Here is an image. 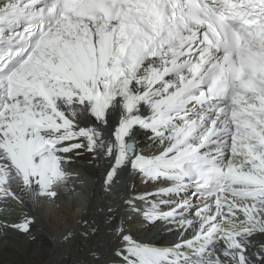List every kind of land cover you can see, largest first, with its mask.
Returning <instances> with one entry per match:
<instances>
[{"label":"snow or ice","instance_id":"snow-or-ice-1","mask_svg":"<svg viewBox=\"0 0 264 264\" xmlns=\"http://www.w3.org/2000/svg\"><path fill=\"white\" fill-rule=\"evenodd\" d=\"M110 109L122 115L105 183L125 164L168 181L138 198L150 202L147 221L177 229L167 246L118 229L120 264H221L205 257L222 206L238 196L264 210V0H0V147L16 143L40 169L49 145L84 138L94 152L103 135L96 125H109ZM84 116L93 122L77 126ZM137 129L162 150L140 154ZM255 219L264 231V218Z\"/></svg>","mask_w":264,"mask_h":264},{"label":"bare ground","instance_id":"bare-ground-1","mask_svg":"<svg viewBox=\"0 0 264 264\" xmlns=\"http://www.w3.org/2000/svg\"><path fill=\"white\" fill-rule=\"evenodd\" d=\"M87 109H85V112ZM115 113L109 110V125L102 123L96 127L103 134L96 138L95 151L87 150L86 139H72L65 141L62 146L71 147L81 143L84 147L73 149L66 153L63 168L67 172L63 183L58 179V168L54 163H47L42 169L43 175H36L35 164L27 151H17L16 143L0 147V183L5 187L0 192V201L3 198L20 203L13 217L7 221H1L4 228L0 231V264H120L116 258L117 248L123 246L122 235L118 229L123 228L124 233L129 234L138 242L147 241L158 246H167L172 242H166V230H162L160 221L143 225H136L135 229L126 231L131 221L124 217L117 225V206L123 199V181H121L113 193H108V186L104 181L113 157L106 155L109 144L113 146L111 131L115 123ZM91 117L84 116L77 121V126H87L92 123ZM47 131L45 133H50ZM43 133V135L45 134ZM150 134V135H149ZM61 133L56 134V137ZM135 144L141 151L156 152L160 142L152 137L148 131L140 129L135 137ZM60 155V152L53 156ZM50 165V166H49ZM126 164L115 170V173H124ZM3 168L5 170H3ZM10 171L11 176L7 173ZM39 170V169H37ZM34 173V175H33ZM117 177L112 175L110 183H117ZM122 180V178H120ZM84 182L87 188V199L80 213H73L65 204L57 208V213L46 217L43 212L35 208V199L43 194L60 195L66 197V190L70 186L76 187L77 183ZM138 183L144 185L138 186ZM153 183L142 175L135 176L136 192L149 190ZM118 198V199H117ZM249 202V201H247ZM62 203V202H61ZM75 206V205H74ZM73 210V208H72ZM27 225V230L23 226ZM251 230V229H250ZM254 230V229H252ZM256 231V235H258ZM264 257V250L257 251ZM241 254L233 252L232 255L240 262ZM244 264H264V260L252 258L250 262L244 260Z\"/></svg>","mask_w":264,"mask_h":264},{"label":"rangeland","instance_id":"rangeland-1","mask_svg":"<svg viewBox=\"0 0 264 264\" xmlns=\"http://www.w3.org/2000/svg\"><path fill=\"white\" fill-rule=\"evenodd\" d=\"M79 185L83 186V189L78 193V199H79L80 202H86V199H87V188H85L86 186H85L84 182H80ZM128 198H130V200H133L130 195H128ZM127 202L128 201H123L122 202V207L124 209L130 207V205L127 204ZM63 204L68 206L71 209V211H73V213H75V212L79 213L81 211V209L79 207V204L73 198L72 199H66V200L54 198V199L49 201V200H42L41 196H39V197H37L35 199V205H36L35 208L37 209L38 212L41 211L43 213H46L45 214L46 217L48 215L54 216L57 213V211H56L57 208L63 207V206H61ZM72 208H73V210H72ZM13 215L14 214L12 212L11 216L13 217ZM16 216H17V213L15 212V216L13 218L15 219ZM121 216H122V218H124V217L128 218L130 221L132 220V218L126 216V213H123ZM117 225H118V221H117ZM135 226H136L135 223L132 222L130 224V226H127V231H129L131 229H135Z\"/></svg>","mask_w":264,"mask_h":264}]
</instances>
